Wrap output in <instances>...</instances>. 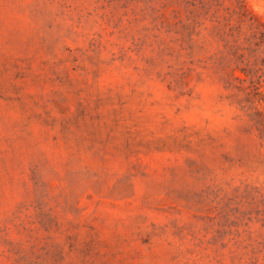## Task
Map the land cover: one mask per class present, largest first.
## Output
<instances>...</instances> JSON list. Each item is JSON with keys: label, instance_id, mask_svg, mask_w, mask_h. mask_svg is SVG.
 I'll list each match as a JSON object with an SVG mask.
<instances>
[{"label": "rangeland", "instance_id": "obj_1", "mask_svg": "<svg viewBox=\"0 0 264 264\" xmlns=\"http://www.w3.org/2000/svg\"><path fill=\"white\" fill-rule=\"evenodd\" d=\"M212 3L0 0V264H264Z\"/></svg>", "mask_w": 264, "mask_h": 264}, {"label": "trees", "instance_id": "obj_2", "mask_svg": "<svg viewBox=\"0 0 264 264\" xmlns=\"http://www.w3.org/2000/svg\"><path fill=\"white\" fill-rule=\"evenodd\" d=\"M226 0H212L222 7ZM220 19L214 14L223 49L216 70L245 117L249 132L264 147V18L253 13L246 0H231Z\"/></svg>", "mask_w": 264, "mask_h": 264}]
</instances>
